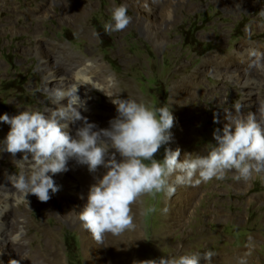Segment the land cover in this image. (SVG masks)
I'll return each mask as SVG.
<instances>
[{
	"label": "rangeland",
	"instance_id": "1",
	"mask_svg": "<svg viewBox=\"0 0 264 264\" xmlns=\"http://www.w3.org/2000/svg\"><path fill=\"white\" fill-rule=\"evenodd\" d=\"M120 5L127 7L131 24L105 33L111 10ZM71 58L82 64L76 68ZM88 65L114 75L116 98L169 107L172 139L157 160L165 148H179L181 161L185 154L206 155L216 143L214 130L223 129L225 112L236 115V104L242 115L253 112L264 121L259 112L264 107V0H0V116L26 110L49 114L60 107L59 88L57 80L46 81V68L85 91L84 80L72 77ZM89 87L92 115L79 109L81 116L97 130L107 129L104 116L117 112L116 98ZM81 123H72L73 132ZM9 131L10 125L0 122V142ZM22 159L23 153L0 151V189L28 168ZM67 167L69 177L79 181L73 199L57 181L60 191L50 192L48 202L34 195L28 202L16 190L7 191L18 196L13 206L0 203V219L10 228L21 226L26 242L20 249L19 242L2 243L8 249L0 264H34V259L52 264L53 254L64 264H133L207 251L215 253L210 264H264V174L245 181L232 170L223 180L177 185L172 195H144L132 205L134 229L105 234L98 244L78 216L95 181L85 189L80 184L102 177L106 169L93 174L74 159ZM193 194L198 196L192 199ZM239 251L248 259L235 257Z\"/></svg>",
	"mask_w": 264,
	"mask_h": 264
},
{
	"label": "clouds",
	"instance_id": "2",
	"mask_svg": "<svg viewBox=\"0 0 264 264\" xmlns=\"http://www.w3.org/2000/svg\"><path fill=\"white\" fill-rule=\"evenodd\" d=\"M127 13L125 5L114 7L111 22L104 25L105 33L125 30L132 22ZM77 93L78 88L57 90V104L67 99V106L47 115L26 110L13 117L0 116V122L10 125L6 139L0 142V151L14 157L23 153L20 161H28V168L11 177V182L25 199L34 195L41 202L51 199L50 192L60 191L52 176L67 172L69 160L86 165L93 174L100 167L106 169L102 177H94L86 203L78 213L83 227L98 244L103 243L105 234L118 236L134 229L132 205L144 195H172L177 185L198 186L213 178L223 180L232 170L236 179L245 181L254 174H264V121H258L253 112L242 115L240 104L234 106L236 115L225 112L227 122L222 130H214L216 143L206 155L185 154L181 161L179 148H165L164 158L157 160L156 154L172 139L174 116L168 106L155 108L130 98H111L118 115L109 122V128L97 130L81 116L79 109L84 105ZM259 112L264 115V107ZM81 120L83 124L73 138L65 121ZM219 122L214 117V123ZM214 256L213 251H207L202 256L161 257L133 264H201V260L210 264Z\"/></svg>",
	"mask_w": 264,
	"mask_h": 264
},
{
	"label": "bare ground",
	"instance_id": "3",
	"mask_svg": "<svg viewBox=\"0 0 264 264\" xmlns=\"http://www.w3.org/2000/svg\"><path fill=\"white\" fill-rule=\"evenodd\" d=\"M149 7V6H148ZM74 57V56H73ZM229 58V57H228ZM73 62H75L76 64V68H78L81 64H82V61H75V58H71ZM227 59V58H226ZM230 59V58H229ZM233 59V58H232ZM223 60V59H222ZM229 61V60H227ZM230 62V61H229ZM232 64V63H231ZM92 65H95L92 63ZM99 65V64H98ZM229 65V64H227ZM230 66V65H229ZM98 67V66H97ZM231 68V67H230ZM52 70V69H51ZM70 70V69H69ZM54 72V71H53ZM51 72L48 68H46V73H47V77L46 78V81L48 80V82H51V81H55L57 80V84L56 86L58 85V88L59 90H63V91H67L70 87H71V84L69 86V82H66V84H64L65 82L64 79L62 78H59L57 79V76L54 75V73ZM75 76H73L72 78H75L76 77V81L79 82L81 80H84L85 82V86L88 87V89H86L85 91H82V88L77 86V85H73L71 88L73 91H75V88H78V96L81 98V103H83V107H81V111H83V116H86V115H92V108L91 106L88 104L89 103V100L87 99V97H89L90 95V87L91 85H94L96 87H100L101 90L104 92V93H107L109 94V96L113 97V98H116L117 97V93L116 92V78L114 77V75H106V74H101L96 68L95 66H91V65H88L87 66V69H83L81 68L79 71H76L74 72ZM79 73L80 75L77 76L76 74ZM109 74V72L107 73ZM72 75V74H71ZM237 77V75H235ZM65 78V77H64ZM67 78V77H66ZM65 78V79H66ZM67 80V79H66ZM68 81V80H67ZM82 82V81H81ZM52 83V82H51ZM55 83V82H54ZM82 84V83H81ZM84 84V83H83ZM245 87H249L250 89V83L246 82L244 83ZM92 89V87H91ZM196 89V88H195ZM57 91V90H56ZM120 93V92H119ZM247 93V92H246ZM251 91L248 92L249 95H251ZM82 94V96H81ZM122 96L123 97L125 94H123L121 92ZM57 96V95H56ZM86 97V98H85ZM57 99V97H56ZM122 99H127L126 97L125 98H122ZM249 100V99H248ZM67 99H64L60 102V104H58V106H67ZM115 107V106H114ZM94 111V110H93ZM118 113L114 111V113H111V114H107L106 116H104V127L105 128H108L107 124L109 123L110 119L112 117H117ZM94 117V116H92ZM90 119V118H89ZM82 121V120H81ZM68 123V129L67 131L69 133H72L73 132V129H72V122H68V121H65ZM82 124V123H81ZM78 127V126H77ZM74 135V138H75V132L72 133ZM71 135V134H70ZM26 165H25V170H26ZM4 172V171H3ZM7 174V173H6ZM70 174V173H68ZM67 174V172H63V173H59V174H56L54 176H52L51 173H49L50 176H52L53 180L54 181H57L58 183H63L64 184V187L66 189V194L68 196V199H73L74 197H77L78 194H77V188H78V182L73 179V177H69V175ZM5 175V174H4ZM1 176V175H0ZM9 176V175H7ZM6 176V177H7ZM95 180L91 177H88L85 179L84 182H82L80 184V186H82L84 189H85V185L88 186V184H91L92 182H94ZM13 190H16L14 187H13V184H11L10 186H7V185H3L1 186V189H0V203L2 206H13V203H12V200L14 199V197H17L18 194H12V195H9L10 193L7 192V191H13ZM18 192V191H17ZM199 192V191H198ZM188 193V192H187ZM196 193V192H195ZM191 196V195H190ZM198 196V194H193L192 195V199H195L196 197ZM23 195H22V199H23ZM66 198V197H65ZM187 198V197H186ZM184 199V198H183ZM19 200V199H18ZM191 200V199H189ZM185 202V201H184ZM190 202V201H189ZM23 228L20 226L19 228H17V226L15 227H9L8 226V222L1 218L0 219V258L3 256L4 252L7 251L8 248H6V246L4 244H9V242H14L15 245H17L16 243H18V248H23V246L25 245V238L21 236V233L20 231H22ZM19 233V234H18ZM24 240V243H22ZM4 243V244H2ZM52 245V244H51ZM54 245V244H53ZM57 247V246H56ZM53 250L54 248L51 247ZM49 249V248H48ZM243 251V250H242ZM242 251H239L236 253L235 257H240L241 259L242 258H246L248 259L247 257H244V252ZM246 251V249H245ZM58 253V252H57ZM55 253V254H57ZM247 254V253H246ZM249 256V255H248ZM52 260H51V263L52 264H64L63 263V260L61 259V257H57L55 256L54 254L52 255ZM4 259V258H3ZM1 260V259H0ZM34 264H39V261H37L36 259H34L33 261Z\"/></svg>",
	"mask_w": 264,
	"mask_h": 264
}]
</instances>
